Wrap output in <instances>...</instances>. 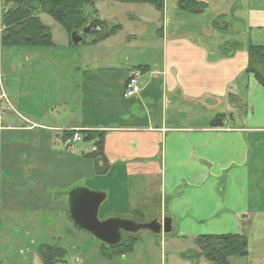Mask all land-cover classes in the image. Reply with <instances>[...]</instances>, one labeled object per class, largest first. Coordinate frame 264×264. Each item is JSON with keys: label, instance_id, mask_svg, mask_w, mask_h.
Returning <instances> with one entry per match:
<instances>
[{"label": "crops", "instance_id": "crops-1", "mask_svg": "<svg viewBox=\"0 0 264 264\" xmlns=\"http://www.w3.org/2000/svg\"><path fill=\"white\" fill-rule=\"evenodd\" d=\"M178 1L166 0L162 13L152 6L158 14H150L154 21L158 16L165 17L166 26L170 27L171 21L174 28L171 32L169 28L168 32L159 29L161 56L152 63L141 64L143 66L134 71L143 74L142 91L131 100L123 96L118 107V113L123 115L109 117L107 122L114 121L113 125L90 129L93 127L73 124L60 129L105 132V161L100 164L108 172L102 176L112 177L113 186L119 183L116 178L143 177L147 183L141 206L144 222H162L164 217L170 218L173 236L195 243L198 237L205 235L241 234L240 219L248 218L251 212L253 180L264 179V88L253 75L246 74L248 47L264 46V8L252 4L259 0H196L206 6V12L191 15L178 9ZM2 4L0 0L1 7ZM142 13L143 17L147 16V11ZM184 16L203 18V22H197L187 33L180 32L177 18L183 24L187 19ZM207 18L212 20L207 23ZM99 19L111 26L106 18ZM218 19L223 22L216 26ZM116 26L120 25L113 27ZM122 31L123 28L119 32ZM97 33L93 37L98 36ZM118 33L112 37L116 39ZM235 44L241 49L228 56L230 46ZM112 62L108 60L100 66L108 72L104 75L109 81L117 72L118 82H115L119 83L120 94L124 95L134 72L127 71L124 75V70L118 72L119 66L115 68ZM65 69L62 74L73 73L70 68ZM86 71L83 66L76 73ZM77 98L76 95L75 103L79 101ZM9 105L19 114L10 102ZM6 113L4 110L0 117H5ZM220 115L226 117L224 126L212 127V122ZM34 123L36 128L20 129L0 121V208L6 132L51 129L38 121ZM49 132L52 142L54 133ZM73 184L56 195L68 205L67 218L70 217L71 192L78 188L90 190L78 181ZM115 195H118L117 190ZM158 208L165 209L164 217L154 213ZM5 221L10 226L15 225L12 215ZM7 255H11L9 246L1 258ZM65 255L64 251V257L57 261L70 264Z\"/></svg>", "mask_w": 264, "mask_h": 264}, {"label": "rangeland", "instance_id": "rangeland-1", "mask_svg": "<svg viewBox=\"0 0 264 264\" xmlns=\"http://www.w3.org/2000/svg\"><path fill=\"white\" fill-rule=\"evenodd\" d=\"M6 1L3 0V10L12 3ZM252 4L264 8V0ZM94 11L98 19L106 18L112 27L120 25L124 31L119 32L116 39L111 37L95 44L96 36L87 35L84 42L76 46L59 24L43 14L40 18L51 29L53 48L10 49L0 42V109H3L0 115L7 111L5 117H0L1 123L31 129L38 121L51 128L6 132L1 167L0 264L7 261L9 264H41L43 260L44 264H49L44 253L47 248L54 250L55 247L65 251L70 264H212L205 258L200 261L185 258L191 252H198L196 243L191 240H180L173 234L155 235L148 230L133 234L140 241L131 254L106 260L101 252L103 243L91 233L75 227L71 218L66 217L68 205L56 196L75 181L89 186L92 192L104 193L108 198L100 208L99 219L106 221L109 218L137 219L146 194L147 183L143 177L116 178L119 183L113 186L112 177L100 176L101 161L90 157L93 153L97 155L99 149L84 141L82 133L102 130L60 128L73 124L93 127L90 129L113 125L114 121L107 122V119L123 115L118 113V107L125 94H120L117 72L112 74L113 80H107L104 74L108 72L102 70L101 63L112 60L115 68L119 66L118 72L124 70V75L127 71L134 72L143 66L141 64L152 63L161 56L158 44L161 31L168 32L169 28L171 32L174 26L171 21V26H166L168 21L162 16L154 21L150 14H158L150 5L130 6L119 0H98ZM142 11H147L146 17ZM185 18L183 24L177 18L180 32L184 33L203 20L193 16ZM211 20L207 18V23ZM222 22L219 20L216 26ZM83 66L87 71L76 73ZM65 68L73 73L62 74ZM76 95L79 101L75 103ZM9 102L19 114L11 109ZM49 131L54 133L52 137L56 143L50 142ZM69 133H80L83 142L71 146L68 141L74 136L68 138L66 134ZM253 185L250 215L240 219L241 234L248 237L249 255L234 258L231 264H264V179H254ZM116 190L118 195H115ZM154 213L164 217L165 209L158 208ZM9 215L15 221L13 226L5 221ZM8 246L11 255L1 258ZM60 262L55 259L52 264Z\"/></svg>", "mask_w": 264, "mask_h": 264}, {"label": "trees", "instance_id": "trees-1", "mask_svg": "<svg viewBox=\"0 0 264 264\" xmlns=\"http://www.w3.org/2000/svg\"><path fill=\"white\" fill-rule=\"evenodd\" d=\"M119 1L150 5L161 13L164 12L166 5V0ZM11 2L13 3V7L9 8L6 13H3L1 20L0 42L4 48H53L54 43L51 29L45 26L40 18L43 14L50 16L59 24L71 39L75 33L82 35L85 33V30L94 24H101V31L94 38V44L112 37L122 29L121 26L111 27L98 19V13L94 11V6L98 0H13ZM178 8L191 15H201L206 12V6L196 0H180ZM105 30L107 31L106 34ZM86 35L93 36V33ZM240 49L241 47L238 44L231 45L228 56H232L234 52ZM247 52L249 65L246 69V74L253 75L264 88V46L250 45ZM225 119V115H220L212 122L211 126L214 128L223 127ZM66 136L72 138L74 133L66 134ZM82 136L84 141L94 144L99 149L97 155L93 153L90 154V157L104 162L106 133L93 131L82 133ZM98 170L100 176L108 172V169H102L101 167H98ZM137 214V219H133V221L143 223V213L139 212ZM137 235L126 234L122 243L117 246L103 244L101 248L102 255L109 261L128 256L140 241ZM195 243L198 252H191L189 257L185 256L186 259L200 261L202 258H205L206 261L212 264H231L232 259L246 258L249 255L248 237L243 234L205 235L198 237ZM54 253L55 255H53ZM44 254L49 264H52L55 259L59 260L64 257V251L61 249L53 250L52 248H47Z\"/></svg>", "mask_w": 264, "mask_h": 264}, {"label": "water", "instance_id": "water-1", "mask_svg": "<svg viewBox=\"0 0 264 264\" xmlns=\"http://www.w3.org/2000/svg\"><path fill=\"white\" fill-rule=\"evenodd\" d=\"M11 7H13V4L9 5L8 8L6 7L4 13ZM88 30L90 28L85 30V34ZM72 38L75 45L83 42L82 36L76 33ZM105 201L106 195L104 193L92 192L86 188H78L72 191L69 196V212L74 225L80 230L91 233L105 245L117 246L122 243L124 234H137L143 230H148L155 235L173 233V221L170 218L164 219L162 223L158 221L137 223L133 220L118 218L101 221L99 212Z\"/></svg>", "mask_w": 264, "mask_h": 264}, {"label": "built area", "instance_id": "built-area-1", "mask_svg": "<svg viewBox=\"0 0 264 264\" xmlns=\"http://www.w3.org/2000/svg\"><path fill=\"white\" fill-rule=\"evenodd\" d=\"M3 9L0 5V12H2ZM1 32V30H0ZM143 77V74L142 72H134L130 78H129V81L128 83L126 84V88H125V98L126 99H133L135 97H137L140 92L142 91V84H141V79ZM5 98H6V95H5ZM37 126H34L33 128H36ZM78 131V130H76ZM69 144L71 146H75V145H78L80 143L83 142V138L80 136V133H77L76 135H74V137L72 139H70L69 141ZM58 264H68V263H58Z\"/></svg>", "mask_w": 264, "mask_h": 264}, {"label": "flooded vegetation", "instance_id": "flooded-vegetation-1", "mask_svg": "<svg viewBox=\"0 0 264 264\" xmlns=\"http://www.w3.org/2000/svg\"><path fill=\"white\" fill-rule=\"evenodd\" d=\"M95 25V26H94ZM93 26L90 27V30L87 31V34H91V33H97V32H100L101 30V24H94ZM94 27V28H93ZM86 34H83L82 35V38H83V42H84V39H85V36ZM87 36V35H86ZM158 222H160L159 220H157ZM155 222V221H153ZM145 223V222H143ZM161 223V222H160Z\"/></svg>", "mask_w": 264, "mask_h": 264}]
</instances>
